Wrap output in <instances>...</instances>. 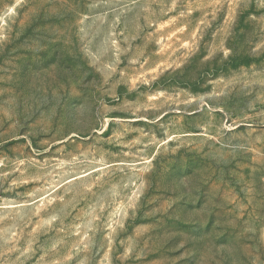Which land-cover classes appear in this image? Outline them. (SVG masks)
Wrapping results in <instances>:
<instances>
[{"label": "rangeland", "instance_id": "374dc122", "mask_svg": "<svg viewBox=\"0 0 264 264\" xmlns=\"http://www.w3.org/2000/svg\"><path fill=\"white\" fill-rule=\"evenodd\" d=\"M0 264H264V0H0Z\"/></svg>", "mask_w": 264, "mask_h": 264}]
</instances>
